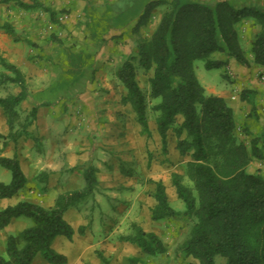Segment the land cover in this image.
I'll return each instance as SVG.
<instances>
[{"label": "rangeland", "instance_id": "1", "mask_svg": "<svg viewBox=\"0 0 264 264\" xmlns=\"http://www.w3.org/2000/svg\"><path fill=\"white\" fill-rule=\"evenodd\" d=\"M48 1L44 3L58 12L56 23L45 9L39 8L38 16L29 11L26 17L15 4L13 10L1 3L0 24L7 17L17 28L18 41L23 40L11 42L27 48V52L21 49L19 57L31 54L30 70L24 74L28 90L34 92L46 84L48 89L37 97L48 100L46 106L54 108L59 118L54 134H49V139L40 145L45 168L41 177L50 185L44 202L51 203L60 194L83 190L89 168H94L97 180L94 191L75 200L64 214L75 230L74 238L60 235L53 241V248L65 254L69 264H104L101 253L110 264H201L184 251V244L192 235L190 218L177 215L154 220L152 217L157 204L155 181H163L171 206L179 211H184L186 205L177 194L174 174H183V182L193 187L185 174L191 156L180 154L175 129L183 118L178 116L168 130L165 148L157 128L158 112L153 107L160 99L151 95L153 69L139 68L137 75L146 96L149 132L139 122L133 105L125 100L129 91L117 75L122 63L137 51L136 40L152 36L165 6L154 9L136 27L141 11L150 0ZM192 1L213 5L218 0ZM228 1L237 7L264 9V0ZM259 29L260 25L251 20L238 25L240 43L250 57L249 49ZM3 32L0 28V34ZM211 58L225 57L214 54ZM195 69L208 94L229 96L227 100L237 120L236 134L250 146L251 140L264 132V66L255 62L243 66L231 58L224 67L208 69L205 59L199 58L195 60ZM2 70L13 75L0 64ZM40 78L43 84H39ZM9 86L4 92L8 90L11 94L13 90L9 88L13 85ZM13 107L21 112L17 126H29L33 117L31 101L23 100ZM247 168L264 174V158L253 159ZM24 170L29 175L25 166ZM12 178V171L0 165V182L10 183ZM18 202L19 195L0 197V209ZM19 223L29 227L33 220L20 217L1 231L4 236L0 235V255L5 258H8L5 236L16 234ZM136 225L159 235L166 251L150 255L137 244L124 240V236L135 233ZM81 228L84 234L80 233ZM215 259L217 264H227L221 254ZM33 264L51 263L39 253Z\"/></svg>", "mask_w": 264, "mask_h": 264}, {"label": "trees", "instance_id": "2", "mask_svg": "<svg viewBox=\"0 0 264 264\" xmlns=\"http://www.w3.org/2000/svg\"><path fill=\"white\" fill-rule=\"evenodd\" d=\"M11 1L26 10L45 9L50 20L58 22V12L42 0H0ZM160 6H165V10L152 36L138 38L137 51L117 71L129 91L125 100L133 105L139 122L149 132L146 96L137 75L139 68L153 69L151 95L160 99L153 107L158 112L157 128L165 148L168 130L178 116L183 118L175 129L180 154L191 156L185 174L193 187L183 182V174H174L177 194L186 205L184 211H179L171 206L163 181H155L157 204L152 217L154 220L177 215L190 218L192 235L185 242L184 251L201 264H217V254L226 257L227 264H264V174L247 168L253 159L264 158V132L253 138L250 146L239 139L230 102L224 96L208 94L195 69V60L199 58L205 59L208 69L224 67L230 58L243 66H250L251 62L264 66V9L237 7L228 0H218L213 5L192 0H150L141 11L136 27ZM248 20L260 25L249 49L252 57L242 47L238 32V25ZM1 28L15 40L19 39L11 22H4ZM214 54L225 58L213 59ZM0 64L13 73H3L0 85L10 81L21 87L17 95L0 97V105L10 113L13 105L27 97L26 77L1 52ZM37 111L38 107L32 109L33 117ZM1 137L4 136L0 134ZM0 165L13 174L10 183L0 182V197H11L26 186L27 176L16 157L0 156ZM85 178L83 190L60 194L52 207L20 201L0 210V229L17 217L33 220L32 226L8 236V258L0 255V264H32L39 253L51 264H69L68 257L53 248V241L60 235L73 239L75 230L64 214L75 200L94 191L97 182L94 168L85 172ZM135 228L134 234L123 239L150 255L166 251L159 235L138 225ZM80 233H85L84 228ZM100 256L104 264H110L102 253Z\"/></svg>", "mask_w": 264, "mask_h": 264}, {"label": "crops", "instance_id": "3", "mask_svg": "<svg viewBox=\"0 0 264 264\" xmlns=\"http://www.w3.org/2000/svg\"><path fill=\"white\" fill-rule=\"evenodd\" d=\"M22 1L31 2L29 0H22ZM46 1L49 2L48 0ZM42 2H45V0ZM1 3L2 2H0V4ZM3 4L9 5L10 9H13V10L15 9L14 1H11L10 3H3ZM53 9L56 10L55 7H53ZM22 10L24 11L22 15L26 17L29 11L36 12V16H38L37 13H40L38 9L26 10L22 8ZM5 18H6V21L11 22L9 18L7 17ZM1 24H0V28H1ZM35 27L37 29V25H35ZM29 29L30 28H28V31H30ZM17 33H18V30H17ZM12 40L15 42H21L23 39H21V41L15 40L14 36L10 35L4 30V32L0 34V52L9 62L15 64L22 71L23 74H26L27 70H30V67H31V62H30L31 54L28 53L26 57L24 56L19 57V55H21L20 54L21 49H23V51L26 50L27 52V48H24L22 47V45L17 44L15 42L14 43L11 42ZM27 42L29 43L30 41L27 40ZM2 74H3V70L0 72V80H1ZM38 81H39V84H43L44 80L43 78H40ZM15 84L16 83L14 82L1 84L0 88L2 89L1 92L3 93H1L2 95H0V97L7 98L11 95L19 94L21 92V87L18 84L17 85ZM9 85H13L11 86V88H9L13 90L11 94L8 92V90L7 92H4L6 88L8 89V87H10ZM26 85H28L27 79H26ZM43 85L39 90H34V92L32 91L30 92L28 90L27 97L24 99L27 101H31L32 103L31 110L34 107H38L37 115L35 117H32L31 119L32 122L28 123L29 126H24V125L17 126L16 119L21 115L20 114L21 112L18 111L16 107L14 108L13 111H10L11 113L10 114L2 105H0V134L4 136L0 138V156L10 157V158L16 157L20 161V165L24 173L26 172L24 170V166L27 168V171L29 172V175L25 173L28 179L26 186L23 189H21L18 193L15 194V195H19V202L20 201H31V202L43 205L45 207H52L55 205V200L57 199L56 197H54L51 203H46L47 201L44 202L45 197L49 196V189L47 188H50V185L47 184V181L43 182V179L41 177V173H43L45 168L42 167L41 158H42L43 150H41L40 145H41V142H45L49 139L48 137L49 134H54V129L59 124L58 123L59 118L57 116V113L54 112L55 111L54 108L50 107V105L46 106L48 100L41 99V97L40 98L37 97L38 94H41V92L46 91L48 89V88H45L46 84L44 86ZM222 96L226 98L229 97L227 96V94H224ZM42 102L45 105H43ZM45 191H48V193H46ZM51 192L53 193V190H51ZM37 195H39V197H37ZM11 197H6V199L11 198ZM21 217H25V216H21ZM18 218L20 217L14 218L8 226H6L3 229H0V233L2 230H5L6 228L10 227V225L14 223V221H16V219ZM25 226L26 225L24 223H19L17 226L18 231H21L27 228ZM0 235H3V234H0ZM5 237L7 239V235Z\"/></svg>", "mask_w": 264, "mask_h": 264}]
</instances>
